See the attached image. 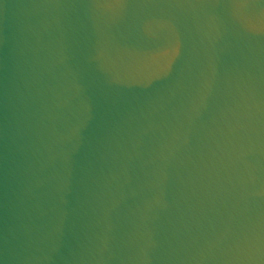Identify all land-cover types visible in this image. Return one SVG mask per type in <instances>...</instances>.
<instances>
[{
    "label": "water",
    "instance_id": "1",
    "mask_svg": "<svg viewBox=\"0 0 264 264\" xmlns=\"http://www.w3.org/2000/svg\"><path fill=\"white\" fill-rule=\"evenodd\" d=\"M0 264H264V0H0Z\"/></svg>",
    "mask_w": 264,
    "mask_h": 264
}]
</instances>
